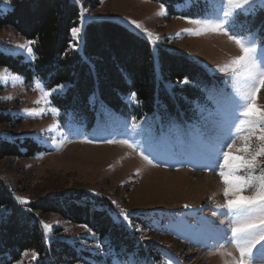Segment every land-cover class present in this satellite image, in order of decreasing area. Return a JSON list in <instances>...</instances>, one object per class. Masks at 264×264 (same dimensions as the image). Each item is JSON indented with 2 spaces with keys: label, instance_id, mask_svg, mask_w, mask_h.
I'll list each match as a JSON object with an SVG mask.
<instances>
[{
  "label": "rangeland",
  "instance_id": "1",
  "mask_svg": "<svg viewBox=\"0 0 264 264\" xmlns=\"http://www.w3.org/2000/svg\"><path fill=\"white\" fill-rule=\"evenodd\" d=\"M71 1L80 10L81 6L87 8L91 17L82 27L79 20L78 38L72 35L77 48L81 47L85 25L100 18L117 21L148 39L131 25L130 20H136L160 36L155 43L148 39L155 56L158 48L185 54L209 73L222 76L221 87L211 92L214 108L198 123L173 124L166 128L158 118L134 120L102 104L93 109L94 118L89 120L83 113L61 109L55 104L54 96L62 88L44 98L48 103L43 100L36 103L44 96V91L56 87L48 88L40 79L27 81L8 68L0 67V71L8 69L21 77L18 82L0 79V113H7L11 118V121L0 122V137L20 138L25 143L23 151L28 148L26 138L40 147L32 155L0 160V179L9 186L15 199L17 196L28 198V203L24 204L69 192H85L95 201L107 199L116 209L115 218L130 226L133 239L141 242L142 250L151 252L146 251L123 264H236L239 250L230 232L233 217L227 208L221 207L228 197L224 196L226 186L216 161L221 146L230 142L229 137L235 132L232 126L238 106L236 89L241 84L220 72L217 66L241 53L229 35L202 31L201 25L191 22L217 18L222 0L176 1L174 12L159 0ZM11 4L12 0H0V11H8ZM161 6L166 11L164 15L158 14ZM197 11L200 14L191 15ZM227 27L230 34L264 46V3L255 0L248 11H241L230 19ZM197 31L201 34H195ZM28 41L12 27H0V48L4 52L32 59L33 50L30 54L19 47ZM37 82L42 87H36ZM257 103L264 107V88L257 94ZM53 108L59 112L54 113ZM133 122L137 125L135 129ZM54 123H58V129H51ZM124 140L137 147L121 143ZM242 142L237 139V146ZM252 144L256 146L258 141L253 138ZM141 152L152 163L145 160ZM258 159L264 161V157ZM248 194L250 192L246 191L245 195ZM121 209L128 210L127 220L118 215ZM139 213L151 217L148 219L152 220V228L132 227L134 216ZM40 217L43 225H52L50 230L44 229L47 241L66 239L98 255H106L87 226L56 213H43ZM34 260L33 254L27 252L14 264H33ZM251 264H264V257L256 249Z\"/></svg>",
  "mask_w": 264,
  "mask_h": 264
},
{
  "label": "trees",
  "instance_id": "2",
  "mask_svg": "<svg viewBox=\"0 0 264 264\" xmlns=\"http://www.w3.org/2000/svg\"><path fill=\"white\" fill-rule=\"evenodd\" d=\"M159 1L173 11L174 3L183 0ZM11 6L6 12L0 11V27H12L24 38L35 41L31 45L34 58L14 56L0 48V67L27 81L40 79L48 88L63 85L54 96L61 109L83 113L91 120L93 109L102 104L126 118H158L166 128L198 123L214 108L211 92L221 87L223 78L209 73L191 57L163 48H158L155 56L148 39L109 18L88 22L81 47L77 48L71 34V29L79 24L80 8L76 3L12 0ZM198 14L199 11L191 13ZM6 121H11L10 116L0 113V122ZM25 140L29 141L28 148L23 151L25 143L20 138L0 137V160L32 155L40 149L35 141ZM114 210L107 199L95 201L85 192L21 204L0 179V264H14L33 250L38 254L33 264H123L145 254L148 250H142L141 242L133 239V230L115 218ZM43 213H56L87 226L106 255L66 239L47 241L40 217ZM148 218L151 217L137 214L132 227L152 228Z\"/></svg>",
  "mask_w": 264,
  "mask_h": 264
},
{
  "label": "snow or ice",
  "instance_id": "3",
  "mask_svg": "<svg viewBox=\"0 0 264 264\" xmlns=\"http://www.w3.org/2000/svg\"><path fill=\"white\" fill-rule=\"evenodd\" d=\"M77 2L79 3V0ZM254 3L255 0H222L220 14L217 18L191 21L201 25L202 31L223 32L229 35L241 53L222 66H217L220 72L229 74L234 81L241 84V87L236 89L238 106L235 110L236 122L232 126L235 132L229 137L230 142H225L221 146L216 161L219 175L226 186L224 196L228 197L226 204L221 207L227 208L233 217L230 232L231 238L239 250V259L236 264H251L254 249L264 257V167H262L264 161L258 159L264 157V107L257 103V94L261 88H264V51L261 50L264 46H258L254 40L238 34H230L227 27L230 19L241 11H248ZM261 3H264V0H261ZM158 14H166L163 6ZM86 19H91L90 13L87 8L81 6L79 13L81 27ZM130 23L145 34L151 42L155 43L160 39L158 34L153 33L140 22L130 20ZM81 27L71 29L73 37H79ZM195 34L199 35L201 32L197 31ZM33 43L35 41H28L19 47L25 48L31 54L30 45ZM0 79L5 81L11 79L13 82H18L21 77L12 74L8 69H3L0 71ZM184 82H188L186 78ZM36 87L42 86L37 82ZM62 87L63 85H57L54 89L44 91V96L36 103H41L42 100L48 103L44 98ZM10 98L7 97V99ZM52 111L58 113L59 109L53 108ZM132 127L135 129L137 125L133 122ZM58 128V123L51 126V129ZM253 138L258 141L256 146L252 144ZM237 139L243 141L239 146L236 144ZM107 142L113 143L114 141ZM121 143L128 144L133 148L137 147L136 144H132L128 140L121 141ZM141 155L149 163H152L148 156H144L143 152ZM241 172L244 174L241 175ZM246 191H249L250 194L245 195ZM16 199L22 204L28 203L27 197L17 196ZM118 215L127 220L130 214L127 209H121ZM43 227L45 230H50L52 225L45 223ZM258 245L259 248H257ZM32 254L33 258L38 255L34 250Z\"/></svg>",
  "mask_w": 264,
  "mask_h": 264
},
{
  "label": "bare ground",
  "instance_id": "4",
  "mask_svg": "<svg viewBox=\"0 0 264 264\" xmlns=\"http://www.w3.org/2000/svg\"><path fill=\"white\" fill-rule=\"evenodd\" d=\"M97 157V156H96Z\"/></svg>",
  "mask_w": 264,
  "mask_h": 264
}]
</instances>
